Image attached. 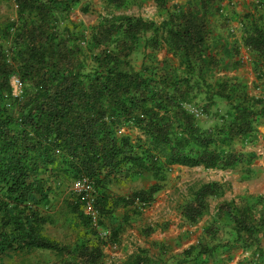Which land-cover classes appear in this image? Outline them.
<instances>
[{
    "label": "trees",
    "instance_id": "trees-1",
    "mask_svg": "<svg viewBox=\"0 0 264 264\" xmlns=\"http://www.w3.org/2000/svg\"><path fill=\"white\" fill-rule=\"evenodd\" d=\"M90 1L0 0L16 8L0 24V264L37 252L55 257L41 264H105L106 247L131 223L116 211L140 216L173 168L250 175L259 159L246 149L264 126V93L219 75L240 65L238 40L230 45L220 31L235 20L223 3L237 0H153L160 22L115 13L92 25L74 20L79 7L91 12ZM102 1L124 10L130 0ZM251 4L239 19L241 41L264 84V0ZM163 49L171 59L158 58ZM140 178L154 183L112 192ZM82 180L91 191L74 188ZM225 190L219 182L193 188L185 225H198ZM91 199L96 216L83 211ZM64 216L86 232L74 244L45 233ZM238 252V264H264V196L220 203L179 254L140 249L123 264H228Z\"/></svg>",
    "mask_w": 264,
    "mask_h": 264
},
{
    "label": "rangeland",
    "instance_id": "rangeland-1",
    "mask_svg": "<svg viewBox=\"0 0 264 264\" xmlns=\"http://www.w3.org/2000/svg\"><path fill=\"white\" fill-rule=\"evenodd\" d=\"M185 0H177L178 4L184 3ZM92 10L90 13H83L81 8H77L73 14V19L83 22L86 25H92L102 18L109 16L111 13L116 15H132L142 17L148 20L162 21V17L153 0H130L128 7L124 10H113L108 7L102 0H91ZM252 0H238L234 4L225 1L223 6L228 11L234 10L235 20L230 23L229 30H220L224 37H229V43L238 40V49L240 56L234 57L233 60L239 61V68L227 72H219L221 76L239 79L248 85V90L252 95H261L264 93L263 82L257 80V73L252 64V57L242 46V32L240 30L239 19L241 15L251 9ZM16 8L13 2L0 3V24L16 16ZM237 44V43H236ZM160 60L172 57L166 49L158 53ZM143 61V54H135L133 62L139 66ZM264 136V127L261 128L260 136ZM258 137L254 146H249L256 151L260 159L253 166L252 174H247L243 170L218 171L206 170L204 168H181L175 167L169 173L168 181L163 191L157 196L156 200L148 208L144 209L140 216L134 215L131 211L119 209V213H127L132 217L131 225L127 226L122 234L121 244L114 248L106 249L105 264H123L131 255L140 249L151 250L152 255H158V245L168 242L174 252L182 251L190 242L195 241L198 234L193 237L187 235L186 226L180 224L182 206L191 199L190 192L193 188L200 187L206 183L220 182L227 188V194L221 198H212L209 200L210 207H214L223 202L237 199L242 195H264V139ZM258 143V144H257ZM257 144V145H256ZM154 181L150 178H140L133 180H122L112 187V192L120 196H128L131 193L147 189ZM212 217V216H211ZM207 222V221H206ZM201 222L193 231H201L207 223ZM152 227L156 230L148 235L147 228ZM166 227V228H165ZM183 228H186L185 230ZM183 232V234H181ZM186 231V232H185ZM45 233L59 243L74 244L78 238L83 237L86 232L82 230L75 217H62L54 226H47ZM104 233V231H102ZM161 255V254H160ZM243 259L240 252L236 253L235 259L228 264H238ZM55 257L46 252H37L27 256H15L10 258V264H24L29 261L32 264H41L52 262Z\"/></svg>",
    "mask_w": 264,
    "mask_h": 264
},
{
    "label": "crops",
    "instance_id": "crops-1",
    "mask_svg": "<svg viewBox=\"0 0 264 264\" xmlns=\"http://www.w3.org/2000/svg\"><path fill=\"white\" fill-rule=\"evenodd\" d=\"M237 1H238V0H237ZM170 56H171V55H170ZM250 94H251V93H250ZM261 95H262V94H261ZM261 95H258V96H261ZM255 96H256V95H255ZM262 127H264V126H261V127L259 128V133H258L256 139L254 140L253 145H251V147L255 145V142H257L258 137H262V136H263V135L260 136V134H261V128H262ZM263 139H264V136H263ZM257 144H258V143H257ZM257 144H256V145H257ZM247 148H248V147H247ZM246 150H247V149H246ZM250 151L256 153V151H254V150H252V149H251ZM256 154H257V153H256ZM257 155H258V154H257ZM258 157H259V159H260V156H259V155H258ZM259 159H258L255 163H257V162L259 161ZM254 165H255V164H254ZM181 168H186V167H181ZM201 168H202V167H201ZM189 169H193V168H189ZM218 171H219V170H218ZM220 171H222V170H220ZM225 171H229V170H225ZM230 171H233V170H230ZM219 183H220V182H219ZM206 184H208V183H206ZM221 184H223V183H221ZM223 185H224V184H223ZM224 186H225V185H224ZM198 188H199V187H198ZM226 190H227V188H226ZM226 190H225L224 194L222 195V197L225 196V195L227 194V193H226V192H227ZM158 194H159V193H158ZM158 194H157V195H158ZM157 195H156V196H157ZM249 195H253V194H249ZM249 195H245V194H244V195L240 196V197H239V201H241V198H242V197L249 196ZM255 196H259V195H255ZM260 196H264V195H260ZM219 198H221V197H219ZM211 199H212V198H211ZM155 200H156V199H155ZM233 200H235V199H233ZM236 200H237V199H236ZM230 201H232V200H230ZM223 202H225V201H223ZM221 203H222V202H221ZM219 204H220V203H219ZM219 204H218V205H219ZM218 205H217V206H218ZM217 206H216V207H217ZM119 209H124V208H119ZM124 210L127 211V209H124ZM83 211L86 212V210H85L84 207H83ZM128 211H129V210H128ZM214 212H215V208L212 207V206L210 207V204H209V212H208V214L205 215V216L203 217V219L200 221V223H201L202 221H203V222H206V221H207V222H206L207 224H206L204 227L201 228V231H200V232H199V231L197 232L196 230H195V231L192 230L193 228H197L196 226H198L200 223H199L198 225H196V226H188V225H185V223H184V221H183V219H182V215L180 216V221H181L180 224L183 223V224L186 226V228H187V229H186V228H183L184 230H185V229L187 230V232L185 231L186 234H187V235H190V236H192V237H193L194 235H196V233L198 234L196 240L190 242V243H189V244H188L183 250L187 249V248H188L189 246H191L192 244L197 243L198 239H199L200 236L202 235V232H203L204 228H205V227L208 225V223L212 220V217H211V216H213ZM125 214H128V212H127V213H124V215H125ZM116 215H117L118 217H122V216H121L122 214L119 213V210L116 211ZM124 215H123V216H124ZM58 222H59V221H58ZM58 222H57V223H58ZM131 222H132V217H131ZM130 225H131V223H130ZM165 228H166V227H165ZM147 229H148L147 232L151 231L152 229H155V230H156V228H152V227H148ZM153 232H154V231H153ZM153 232H152V233H153ZM183 232H184V231H182L181 234H183ZM152 233H151V234H152ZM148 235H149V233H148ZM121 239H122V237H121ZM120 244H121V242H120L118 245H114V246L106 247V249H107V248H114V247H116V246H119ZM163 246H166V251H169L171 255H172V254H175V255H176V254H179V253H181V252L183 251V250H182V251H180V252H174L173 249H172V247L170 246V244H169L168 242H163V243H160V244L158 245V249H159V251H158V252H159L158 255L161 254V252H162V247H163ZM106 249H105V254H106ZM149 251L151 252V250H149ZM135 253H136V252H135ZM240 253H241V252H240ZM151 254H152V253H151ZM106 256H107V254H106ZM234 259H235V258H234Z\"/></svg>",
    "mask_w": 264,
    "mask_h": 264
},
{
    "label": "built area",
    "instance_id": "built-area-1",
    "mask_svg": "<svg viewBox=\"0 0 264 264\" xmlns=\"http://www.w3.org/2000/svg\"><path fill=\"white\" fill-rule=\"evenodd\" d=\"M194 113H196V115L199 116V113L197 111H194ZM74 188L77 191H91L92 190L91 184L88 183L86 180H82V181H79V182L75 183ZM84 208H85L87 213H89V214H91L93 216H96V211L94 209V205H93V200L92 199L88 203H86Z\"/></svg>",
    "mask_w": 264,
    "mask_h": 264
}]
</instances>
